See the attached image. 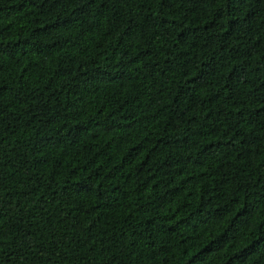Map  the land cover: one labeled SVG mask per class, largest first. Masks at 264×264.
Here are the masks:
<instances>
[{
  "label": "trees",
  "instance_id": "16d2710c",
  "mask_svg": "<svg viewBox=\"0 0 264 264\" xmlns=\"http://www.w3.org/2000/svg\"><path fill=\"white\" fill-rule=\"evenodd\" d=\"M0 264H264V0H0Z\"/></svg>",
  "mask_w": 264,
  "mask_h": 264
}]
</instances>
